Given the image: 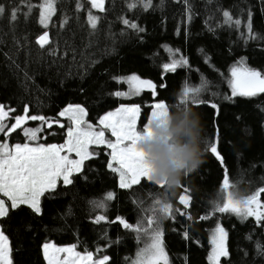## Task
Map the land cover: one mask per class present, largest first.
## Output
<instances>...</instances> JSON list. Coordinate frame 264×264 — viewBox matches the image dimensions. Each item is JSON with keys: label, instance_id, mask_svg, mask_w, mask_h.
<instances>
[{"label": "trees", "instance_id": "trees-1", "mask_svg": "<svg viewBox=\"0 0 264 264\" xmlns=\"http://www.w3.org/2000/svg\"><path fill=\"white\" fill-rule=\"evenodd\" d=\"M41 1L31 0L35 5ZM18 2L0 0L5 5L0 17V104L13 117L27 109L29 115L60 120L67 104L80 103L88 119L97 122L121 103L137 101L143 124L153 102L163 100L170 121L179 123L184 118L181 97L186 86L201 88L198 98L207 103H188L202 118L205 151L203 163L184 180L175 197L162 201V189L145 178L121 189L118 173L107 166L110 149L92 145V157L72 174L71 183L60 181L54 191L43 194L42 214L21 205L0 217L12 264H48L42 245L49 242L74 245L91 253L93 259L107 256L106 264H132L150 240L125 229L117 217L134 226L145 217L154 219L153 227L159 220L168 264H212L209 237L219 224L228 234L229 254L222 258L223 264H264V220L257 223L253 217L241 219L234 213L214 211V203L236 200L237 194L247 198L260 191L264 201V94L225 99L231 95L230 70L240 66L242 59L246 67L264 74V0H187V4L184 0H152L146 10L140 5L130 10L132 0H105L95 29L87 23L89 0H57L47 29L37 23L38 7L29 17L21 14L12 21L9 11ZM77 2L83 5L80 10ZM224 11L241 20L239 28L224 23ZM249 11L257 39L241 36ZM123 19L143 31L129 28ZM46 30L50 42L42 48L36 41ZM168 48L176 52L174 57ZM181 57L187 65L163 74L162 80V65ZM131 73L154 80L156 96L148 90L128 100L113 95L125 86L113 78ZM63 120V127L45 126L42 141L63 142L71 123ZM10 135L14 142L25 141L21 128ZM213 141H217L222 164L207 150ZM225 170L230 186L222 191ZM108 193L114 198L105 201L106 207H96L95 202ZM184 193L190 196L187 206L180 202ZM156 201L170 205L171 215L159 219ZM97 217L106 219L97 223Z\"/></svg>", "mask_w": 264, "mask_h": 264}, {"label": "snow or ice", "instance_id": "snow-or-ice-1", "mask_svg": "<svg viewBox=\"0 0 264 264\" xmlns=\"http://www.w3.org/2000/svg\"><path fill=\"white\" fill-rule=\"evenodd\" d=\"M57 0H42L39 5H35L31 0H19L18 5H13L9 11V18L12 21L18 19V15H23L25 18L32 14L33 8H39V17L37 23L44 29L48 28L51 21V17L55 14V4ZM91 8H96L103 11L104 0H89ZM187 4V0H184ZM140 5L145 10L152 6V0H132L128 4V8L134 9ZM83 7L82 3L77 2L76 8L80 10ZM5 14V5L0 3V17ZM224 23L239 28L241 20L233 19L228 11L223 12ZM190 19V15H189ZM98 16H94L91 10L88 11L87 23L92 29L97 26ZM68 18L65 17L63 23L67 24ZM129 28L137 31H143L133 22L123 19L122 21ZM246 32H242L241 36L247 39L259 38L257 34L252 31L251 12L247 13V21L245 23ZM49 37L47 31H44L43 35L37 38L36 43L40 47H44L49 44ZM173 57L176 55L172 49L168 48ZM178 52V50H176ZM55 54V52H53ZM240 67L233 66L230 70L229 86L231 88V95L225 97V99L232 100L235 97L251 98L256 97L259 94H264V74L258 70L250 69L245 66V62L242 59L238 62ZM187 65V60L184 57L180 59H172L170 63L162 65V77L163 74L169 72L175 73L177 67ZM117 83L125 82L129 86L127 92H115L113 95L117 97H133L139 96L143 91H151L153 97L156 95V85L154 82L142 79L140 76L133 74L128 77H114ZM161 87H166L163 83ZM201 88H189L185 87L182 93L183 103L192 104H205L207 102L199 100V93ZM210 106L218 111V106L214 103ZM153 111L151 112V119L143 126L141 130L136 129V118L140 112L138 105L121 106L115 112H108L103 116L99 123L103 126V129L109 130L110 134L115 137V142L104 140V130L93 131L92 125L86 123L82 117L86 114L85 109L82 106L69 105L59 115H68L69 119L73 122L75 127L69 126L67 129V142L64 145H49V146H37L29 147L26 144H16L12 148L7 143L0 142V193L8 197L11 201V208L13 210L19 208L21 205H27L33 213L40 215L42 209L39 205V198L45 193L54 191L57 185V180L62 178L63 184H69L70 175L73 172L81 170V164L85 159H90L92 153L88 151L90 144L106 143V147L111 151L108 155L111 157V161L116 163V167H113L112 162L108 163V168L118 173L119 187L121 189L131 188L132 185L138 184L141 177L147 181H152L150 164L147 160L145 153L137 147L138 141L145 136L151 134V123L158 115H166L167 105L165 103H155L152 105ZM163 110V111H161ZM27 112V109H25ZM8 115L4 111V106L0 105V133L5 132L8 128L9 131H14L16 128H21L25 137L29 140L37 139V129L22 128V122L27 119L41 120L51 127V124L44 117L38 116H18L14 117L15 123L11 126H7L3 123L4 118ZM63 127V125H59ZM125 141L127 143L125 144ZM207 150L222 164L223 157L218 151L217 141L208 143ZM67 147L69 152H75L78 156V160H70L66 155H61V151ZM155 184V182H153ZM229 181L225 170V178L222 183L221 190L229 188ZM264 191V190H262ZM114 198L113 193H108L104 200L95 202L96 207H106L105 201ZM180 202L185 206L189 203V198L182 196ZM157 205H160V201H156ZM260 205L256 199V195L248 197L246 200H226L221 204H217L214 211L220 213H234L241 219H247L248 217H254L257 223L264 220V212L259 211ZM152 211H155L153 209ZM160 218L163 219L166 216L171 215L170 205H160L159 207ZM8 215L5 202L0 200V217H6ZM207 217H202L205 219ZM105 217H97L96 222L99 223ZM125 229H129L133 232L141 233L149 238L150 243L144 249H141L137 253L136 260L132 261V264H168L167 255L163 248L162 242V230L160 229L159 220H155V227H153V218H142L137 225L127 223L120 217H117ZM187 236V233L184 234ZM251 237H249L250 239ZM227 233L226 231L217 226L212 234V253L209 256V260L212 264H219L220 257L228 256L226 247ZM52 248L51 254L49 248ZM258 250H261L259 243L256 245ZM42 250L48 264H70L68 260L60 261L56 259V253H73L74 248H57L48 243L42 245ZM10 246L7 242V237L0 231V264H11L10 259ZM77 259H82L84 264L92 261V254L87 253L84 257H81L79 253H75ZM109 257L105 256L99 261L93 262V264H106ZM74 264V262H71Z\"/></svg>", "mask_w": 264, "mask_h": 264}, {"label": "clouds", "instance_id": "clouds-1", "mask_svg": "<svg viewBox=\"0 0 264 264\" xmlns=\"http://www.w3.org/2000/svg\"><path fill=\"white\" fill-rule=\"evenodd\" d=\"M177 102L182 103L179 99ZM182 104L184 118L179 123L154 120L151 134L137 144L147 157L152 181L162 189L160 199L165 202L175 197L184 180L203 163L205 139L202 118L190 104ZM235 199L243 201L245 196L237 194ZM219 204H223V200Z\"/></svg>", "mask_w": 264, "mask_h": 264}, {"label": "rangeland", "instance_id": "rangeland-1", "mask_svg": "<svg viewBox=\"0 0 264 264\" xmlns=\"http://www.w3.org/2000/svg\"><path fill=\"white\" fill-rule=\"evenodd\" d=\"M105 1V0H104ZM42 2V1H41ZM55 9H56V4H55ZM103 9H104V3H103ZM91 12H92V14L94 15V16H100V12H101V10H99V9H96V8H91ZM55 13H56V11H55ZM55 15V14H54ZM54 15L51 17V21H50V23H49V25L51 24V22H52V20H53V18H54ZM99 21V20H98ZM98 21H97V24H98ZM48 25V26H49ZM47 31V33H48V30H46ZM43 35V34H42ZM48 37H49V34H48ZM237 67H240V66H237ZM133 74H136V75H138V76H140L142 79H147V78H144V77H142L140 74H138V73H131V74H128V75H125V76H123V77H128V76H130V75H133ZM147 80H150V79H147ZM150 81H152V82H154V84L156 85V94H157V84H156V82L154 81V80H150ZM125 83V82H124ZM129 90V86H128V84L127 83H125V86L124 87H121L120 89H118V91L119 92H127ZM144 92V91H143ZM142 92V93H143ZM141 93V94H142ZM140 94V95H141ZM156 96V95H155ZM136 96H133V97H121V98H123V99H125V100H128V99H134ZM165 103V101H163V100H155L154 102H153V104H155V103ZM166 104V103H165ZM0 105H2V104H0ZM69 105H72V106H76V105H79V106H82L84 109H85V115L82 117V119L86 122V123H88V124H90V125H92V129H93V131H100V130H104V140L105 141H113V142H115V137H113L111 134H110V131L109 130H106V129H103V126L102 125H100V123H99V121H100V119L103 117V116H105L108 112H115L117 109H119L121 106H132V105H138L139 107H140V112L137 114V118H136V129L139 131V130H141L142 128H143V126L151 119V112L153 111V108L151 109V111H150V114H149V116H148V119L146 120V122H144L143 124H142V122H141V114H142V106H141V103H139V102H137V101H132V102H123V103H121L120 105H118L117 107H115V108H113V109H111V110H109V111H107L106 113H104L101 117H100V119L97 121V122H93V121H90L89 119H88V117H87V110H86V107L84 106V105H82V104H80V103H69V104H67L62 110H61V112L62 111H64L65 110V108H67ZM168 109V108H167ZM4 111L5 112H7L8 113V115L4 118V120H3V123L5 124V125H7V126H11V125H13L14 123H15V120H14V117L11 115V113H10V110H8V109H6L5 107H4ZM161 111H163V110H161ZM60 112V113H61ZM25 115H27L28 117H31V116H38V115H29L27 112H24L22 115H20V116H25ZM18 117V116H17ZM38 117H42V116H38ZM61 118L62 119H60V120H47L50 124H51V126L53 125V124H57V125H63V119H68L71 123H70V126H72L73 128L75 127V125L73 124V122L69 119V117H68V115L67 114H65L64 116H61ZM154 120H160L162 123H164V122H167V121H169L170 120V114H169V110H167V113H166V115H158L155 119H153L152 120V123H153V121ZM151 123V124H152ZM45 126H47V124H45V122L44 121H41V120H31V119H27L26 121H24V122H22V128H28V129H37V128H39L40 129V131H38L37 132V139L36 140H29L27 137H25L24 136V134H23V131L21 130V133H22V135L25 137V141H16V142H14V141H12V139H11V133L12 132H14V131H9V129L8 128H6L5 129V132H3V133H0V142H3V143H7L8 144V146L10 147V148H12L14 145H16V144H21V145H23V144H28L29 145V147H37V146H49V145H64V144H66V142H67V139H68V137H67V135H66V137H65V140L63 141V142H61V143H46V142H44V141H42V139L45 137V134H44V128H45ZM48 127V126H47ZM69 127H67V129H68ZM16 129H18V128H16ZM67 129H66V133H67ZM109 132V133H108ZM20 134H18V135H16V138H20ZM127 143V141H125V144ZM92 145H106V143H101V144H90L89 146H88V151L90 152V153H92L91 152V146ZM111 151V150H110ZM61 155H66L67 157H68V159H70V160H78L79 159V156L75 153V152H69L68 151V148L67 147H65L62 151H61ZM110 161H111V157H110ZM109 161V162H110ZM112 162V164H113V167H116L117 165H116V163L114 162V161H111ZM83 163H84V161L82 162V164H81V169H82V167H83ZM73 173H75V172H73ZM72 173V174H73ZM72 174L70 175V181L72 180ZM143 177H141V179H142ZM140 179V180H141ZM60 181H62V178L61 179H58L57 180V185H58V183L60 182ZM56 185V186H57ZM254 195H256V199H257V201H258V203H259V205H260V208H259V211H261V212H264V201L261 199V197H260V191H258L257 193H255ZM43 196V195H42ZM42 196L39 198V205H40V207H41V209H42V206H41V200H42ZM182 196H184V197H188L189 199H190V196H189V194H187V193H184ZM181 196V197H182ZM253 196V195H252ZM248 198V197H247ZM247 198H245L244 200H246ZM0 200H3L4 202H5V206L7 207V210L9 211V209L11 208V201L8 199V197H6V196H4L2 193H0ZM239 217V216H238ZM254 218V217H253ZM255 219V218H254ZM217 226H220V227H222L225 231H226V233H227V230H226V228L224 227V225L223 224H219V225H217ZM217 226L213 229V231L211 232V234H210V237H209V239H210V245H211V247H210V252H209V256H210V254L212 253V234H213V232L215 231V229L217 228ZM0 231H2V229H1V226H0ZM3 232V231H2ZM4 234V233H3ZM5 235V234H4ZM6 236V235H5ZM7 237V236H6ZM227 237H228V234H227ZM7 242H8V244H9V246H10V242H9V239H8V237H7ZM48 244H50V245H52V246H55V247H57V248H68V247H73L74 248V252L73 253H56V259L57 260H60V261H64V260H68L69 262H70V264H71V262H74V264H84V262L82 261V259H77L76 257H75V253H79L80 254V256L81 257H84L87 253H84V252H81V251H79V250H77L76 248H75V246L74 245H57V244H54V243H52V242H49ZM226 247H227V240H226ZM10 249H11V247H10ZM227 251H228V247H227ZM51 252H52V248L50 247L49 248V253L51 254ZM166 253V252H165ZM228 254H229V251H228ZM167 255V254H166ZM227 257V256H226ZM222 258L223 257H220L219 258V264H223L222 263ZM10 259H11V264H12V255H11V252H10ZM102 258H99V259H93V257H92V261H89V262H87V264H93V262H95V261H99V260H101ZM47 260V259H46ZM210 261V260H209ZM48 262V261H47ZM163 261H161V263H162ZM167 262H168V256H167ZM211 262V261H210ZM212 263V262H211Z\"/></svg>", "mask_w": 264, "mask_h": 264}]
</instances>
